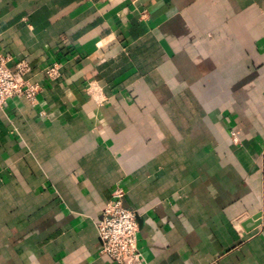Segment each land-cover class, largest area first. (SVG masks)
I'll list each match as a JSON object with an SVG mask.
<instances>
[{"label": "crops", "instance_id": "obj_1", "mask_svg": "<svg viewBox=\"0 0 264 264\" xmlns=\"http://www.w3.org/2000/svg\"><path fill=\"white\" fill-rule=\"evenodd\" d=\"M2 56L0 264H111L119 183L146 264H264V0H0Z\"/></svg>", "mask_w": 264, "mask_h": 264}, {"label": "built area", "instance_id": "obj_2", "mask_svg": "<svg viewBox=\"0 0 264 264\" xmlns=\"http://www.w3.org/2000/svg\"><path fill=\"white\" fill-rule=\"evenodd\" d=\"M9 61V57H0V111L15 96L36 102L43 87L27 77L31 70L28 62L20 61L10 66ZM46 74L52 79L58 77L60 66L55 64L48 67ZM125 198L126 189L119 183L97 222L100 251L110 258L111 264H146L139 246L138 212L125 205ZM261 217L264 221V212Z\"/></svg>", "mask_w": 264, "mask_h": 264}]
</instances>
